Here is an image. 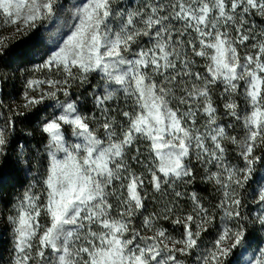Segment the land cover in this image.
<instances>
[{
    "label": "snow or ice",
    "instance_id": "6c2138e0",
    "mask_svg": "<svg viewBox=\"0 0 264 264\" xmlns=\"http://www.w3.org/2000/svg\"><path fill=\"white\" fill-rule=\"evenodd\" d=\"M63 7L0 0V24L27 34ZM73 8L71 34L23 92L24 109L46 113L43 150L15 136L25 112L0 121V158L11 151L41 177L7 216L11 264H264V240L245 259L248 225L264 232V186L255 213L241 196L264 165V0ZM74 85L88 86L91 109ZM198 175L212 200L195 189ZM218 215L216 239L202 246Z\"/></svg>",
    "mask_w": 264,
    "mask_h": 264
},
{
    "label": "trees",
    "instance_id": "16d2710c",
    "mask_svg": "<svg viewBox=\"0 0 264 264\" xmlns=\"http://www.w3.org/2000/svg\"><path fill=\"white\" fill-rule=\"evenodd\" d=\"M8 38L6 41L7 48L4 49L3 54H0V102L5 106L3 109H0V121L10 114L9 109L25 112V116L15 117V136L20 142H26L28 147L34 145L36 148L42 147L41 150H43L46 140H42L38 128L39 119L42 117V111L44 110L43 106H38L39 110L32 109L29 111L24 109L21 105V95L25 90L26 81L32 77L29 72V66L35 60H41L39 55L43 56V51H45L44 39L37 31L30 32L27 35L8 36ZM90 80L95 84L98 78L91 77ZM73 91L77 94H83L85 111L92 108L91 99L87 100V97L90 96L88 86L77 87L74 85ZM233 162L236 161L234 160ZM27 170H29L28 165L19 163L17 156L11 153V151L7 158H0V233L3 229L1 222L7 219L11 211V205L14 203L15 195L19 188L24 183H27ZM195 189L206 200H212L216 195L213 186L206 181H201L199 175L197 176ZM246 193L247 189H244L241 192V196L244 197ZM153 207L158 208L159 206L150 204L149 211L153 210ZM215 224L216 227L220 224L219 215ZM181 231L182 229L176 227L172 231V234L180 235ZM217 231L218 228H212L205 234H211V237L214 234L215 237ZM205 234L204 238H206ZM4 235L0 234V264H4L5 257L8 255L9 240L6 235L3 237Z\"/></svg>",
    "mask_w": 264,
    "mask_h": 264
},
{
    "label": "rangeland",
    "instance_id": "374dc122",
    "mask_svg": "<svg viewBox=\"0 0 264 264\" xmlns=\"http://www.w3.org/2000/svg\"><path fill=\"white\" fill-rule=\"evenodd\" d=\"M78 0H61V3H63L64 7L63 9H60L57 11V14L55 17L51 18V19H46L42 22H40L37 27L35 29H32L31 31H28V33L33 32V31H37L39 33L40 36H42V38L44 39V45H45V51H43V56L41 57L39 55V57L41 58V60H38L35 62H33L30 66H29V72L31 74L32 77H39V78H43L45 73H37L34 72V66L41 64L45 59H47V57L51 54V52L56 51L58 49V46H62L63 41L67 38L68 35L71 34V31L73 30V25L75 23H77V21L74 19V11L75 9L73 8V4L77 3ZM27 34H23V33H16L15 32V28L14 27H10V26H6L3 24H0V37H8V36H14V35H27ZM88 101L91 99L90 96L87 97ZM21 100H22V104L24 103L23 100V94L21 95ZM48 103H52L51 101H49ZM49 111H51V109H49ZM46 113L44 112V110L42 111V116L45 115ZM143 147V146H142ZM29 148H36V146L34 145H30ZM42 147H40L39 149H41ZM30 170V171H29ZM26 171V177H27V183H24L23 186H21L17 192V194L14 197V201L15 199L24 191V189L31 183H33L35 180L40 179L41 177H39L37 175V169L35 167V163L33 162V166L31 169H29ZM264 186V165H258L257 166V171L253 174L252 179L249 181L248 185L246 186L245 189H247V193L246 195L243 197L244 202L246 205H249L252 207V211L253 213L256 212V208L254 205H252V200L254 199V196L256 195V192L258 191V189ZM11 214V211L9 213V215ZM245 214L247 215L248 213L245 212ZM1 226H2V231L0 234H5L8 237V255L5 257V262L4 264H11V251H12V225L7 221V219L2 220L1 222ZM212 228H217L216 224L212 225L210 227V229ZM249 228V235H248V240L251 241L250 244V250L249 253L245 254V259L247 258V256L253 251L255 250L258 246H261V242L262 240H264V232L259 230V225H255V231L253 228V225H248ZM213 232V231H212ZM5 235L3 237H5ZM173 236L179 237V235L177 234H172ZM204 236V235H203ZM205 237H202V241H203V245L205 247H210L212 242L216 239L217 235L214 237H211L210 235H206ZM207 238H211V239H207ZM237 252L233 253V256L231 258L232 261L236 260L237 257Z\"/></svg>",
    "mask_w": 264,
    "mask_h": 264
}]
</instances>
